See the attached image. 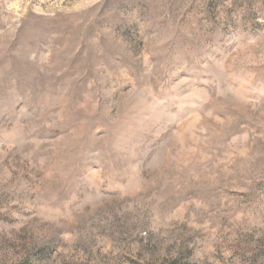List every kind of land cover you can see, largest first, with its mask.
Listing matches in <instances>:
<instances>
[{
	"label": "rangeland",
	"instance_id": "obj_1",
	"mask_svg": "<svg viewBox=\"0 0 264 264\" xmlns=\"http://www.w3.org/2000/svg\"><path fill=\"white\" fill-rule=\"evenodd\" d=\"M0 264H264V0H0Z\"/></svg>",
	"mask_w": 264,
	"mask_h": 264
}]
</instances>
